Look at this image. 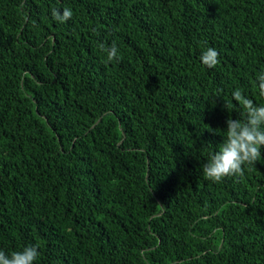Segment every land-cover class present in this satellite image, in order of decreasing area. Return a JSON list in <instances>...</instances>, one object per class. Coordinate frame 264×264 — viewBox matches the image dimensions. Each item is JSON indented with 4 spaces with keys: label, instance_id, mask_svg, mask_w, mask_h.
<instances>
[{
    "label": "trees",
    "instance_id": "1",
    "mask_svg": "<svg viewBox=\"0 0 264 264\" xmlns=\"http://www.w3.org/2000/svg\"><path fill=\"white\" fill-rule=\"evenodd\" d=\"M261 72L264 0H0V251L264 264V159L201 168L243 118L233 91L264 104Z\"/></svg>",
    "mask_w": 264,
    "mask_h": 264
},
{
    "label": "clouds",
    "instance_id": "2",
    "mask_svg": "<svg viewBox=\"0 0 264 264\" xmlns=\"http://www.w3.org/2000/svg\"><path fill=\"white\" fill-rule=\"evenodd\" d=\"M71 16L69 8H64L62 14L59 10H53V17L59 21H66ZM117 53L118 48L113 43L107 49V59H119ZM200 60L207 67H215L219 63V52L214 47L206 48ZM257 81L259 94L264 96V72L257 76ZM232 98L243 109L240 114L243 118L232 119L229 116L226 120V138L219 149L201 165L205 178L213 182H220L227 176H243L245 165L264 159L261 156L264 148V104L254 103L252 99L243 96L239 89L233 91ZM225 107L229 110L226 102ZM39 255V246L29 244L10 255L0 251V264H34Z\"/></svg>",
    "mask_w": 264,
    "mask_h": 264
}]
</instances>
